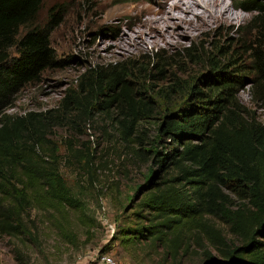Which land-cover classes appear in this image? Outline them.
Segmentation results:
<instances>
[{
  "label": "trees",
  "instance_id": "trees-1",
  "mask_svg": "<svg viewBox=\"0 0 264 264\" xmlns=\"http://www.w3.org/2000/svg\"><path fill=\"white\" fill-rule=\"evenodd\" d=\"M41 4L0 0V229L23 231V213L33 208L83 210L60 172L64 157L48 136L71 110L90 117L96 104L109 114L119 140L137 142L135 155L151 162L135 213L145 221L118 225L123 242L152 239L174 260L188 251L189 230H196L218 254L204 250L205 264H264V122L237 98V87L248 84L251 102L264 108V0H237L250 17L232 30L233 37L183 49L188 59L201 58L206 72L194 77L185 100L163 116L150 141L138 131L153 102L132 86L125 65L87 71L80 83L84 93L69 92L61 110L7 111L17 92L56 62L50 33L61 21L60 8L51 7L41 25ZM153 55V70L161 73L164 55ZM66 150L67 160L90 171L92 152L71 145ZM155 172H161L158 180ZM229 193L246 202L233 209ZM205 216L229 223L241 245L230 246Z\"/></svg>",
  "mask_w": 264,
  "mask_h": 264
},
{
  "label": "rangeland",
  "instance_id": "rangeland-1",
  "mask_svg": "<svg viewBox=\"0 0 264 264\" xmlns=\"http://www.w3.org/2000/svg\"><path fill=\"white\" fill-rule=\"evenodd\" d=\"M164 2L42 0L37 24L46 22L51 7L60 8L61 21L50 33L56 62L36 81L24 85L15 96L14 106L7 111L23 114L61 110L60 102L69 92L84 93L80 83L87 71L95 66L125 65L132 86L153 102V113L141 123L138 131L139 136L144 134L150 141L163 116L185 100L194 77L206 72L204 61L197 56L188 59L183 49L233 37L232 30L250 17V13L237 7V0H225L240 19L214 23L206 31H196L193 36L176 37L175 41L181 43H162L137 50L119 40L122 34V37L132 34L130 25H134L136 31L141 30L135 22L141 20L137 17L141 8L148 9L143 12L142 20L156 18L149 8L159 10ZM155 52L164 55L161 73L152 67ZM244 77L248 78L246 74ZM237 98L254 111L257 121L264 122V108L251 102L248 84L237 87ZM113 128L109 114L96 104L90 107V117L71 110L61 125L52 128L48 138L58 155L64 157L60 172L72 193L82 201L83 210L66 207L26 210L23 231L8 234L0 229V264H92L103 253L124 264H205L204 250L218 256L207 239L200 235L197 238L196 230H189V236L194 234L188 251L180 253L174 260L152 239L123 242L121 232L115 231L118 225L131 227L145 221L139 220L135 213L145 189L140 186L147 181L151 162L146 156L135 155L134 149L140 147L137 142H121ZM69 145L93 153L89 172L87 167L67 160L66 147ZM143 147L148 146L144 144ZM155 175L158 180L161 172H155ZM229 194L234 202L233 209L240 202H246L235 193ZM204 219L230 246L241 245L240 237L231 231L229 223L210 216Z\"/></svg>",
  "mask_w": 264,
  "mask_h": 264
},
{
  "label": "bare ground",
  "instance_id": "bare-ground-1",
  "mask_svg": "<svg viewBox=\"0 0 264 264\" xmlns=\"http://www.w3.org/2000/svg\"><path fill=\"white\" fill-rule=\"evenodd\" d=\"M146 10L148 9L141 8L137 12V17L141 20L135 21L137 24L135 25L141 30L136 31L134 25H130L132 34L124 37L122 34L119 38L137 50L162 43L178 44L181 42H176V37L193 36L196 31H206L214 23L240 19L233 14L225 0H165L159 10L149 8L156 18L142 20L143 12Z\"/></svg>",
  "mask_w": 264,
  "mask_h": 264
},
{
  "label": "built area",
  "instance_id": "built-area-1",
  "mask_svg": "<svg viewBox=\"0 0 264 264\" xmlns=\"http://www.w3.org/2000/svg\"><path fill=\"white\" fill-rule=\"evenodd\" d=\"M92 264H124L121 261L117 260L113 256H111L108 253H103L99 256H97L94 261H92Z\"/></svg>",
  "mask_w": 264,
  "mask_h": 264
}]
</instances>
